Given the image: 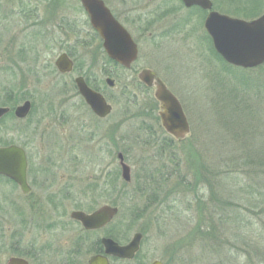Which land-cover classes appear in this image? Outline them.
<instances>
[{
    "label": "rangeland",
    "instance_id": "obj_1",
    "mask_svg": "<svg viewBox=\"0 0 264 264\" xmlns=\"http://www.w3.org/2000/svg\"><path fill=\"white\" fill-rule=\"evenodd\" d=\"M105 1L120 9L125 3L128 8V15L122 20L139 49L138 60L131 70L106 62L99 40H93L94 32L85 22L79 0H0V107L8 89H13L11 95L16 101L25 98L14 106L24 100H30L33 105L30 116L23 122L10 115L0 120V146L8 143L24 147L33 158V168L37 167V159L45 163L50 160L51 165L45 173L38 169L39 175L46 174L50 189L59 192L63 199L56 212L19 214L8 207L27 205V200L14 186L4 184V198L0 192V207L4 213L0 216H4L12 230L23 231L25 245L35 242V249L46 247L43 250L46 254L40 255L45 264H61L66 260L61 256L64 253L87 264L93 254L90 246L94 236L90 240L70 220L69 212L73 208L89 213L105 204L116 207L118 213L113 227L119 229L125 228L135 212L142 211V217L130 223V232L120 242L126 244L134 233L142 234L135 259H114L110 263L149 264L153 260L166 263L174 253L170 249L173 247L177 249L176 255L185 257L189 264L193 237L187 216L194 219L195 209L187 207L190 199L187 192L178 189L174 197L176 205L172 200H166L149 210L145 208L147 202L151 203L148 198L152 190L157 187V181L149 179L150 174L171 169L172 164L159 159L158 147L138 143L142 141V129L136 130L139 122L150 123L149 114L156 112L157 104L150 90L138 89L134 82H138L136 74L140 69H150L181 102L191 133L183 141L174 142V150L181 173L190 175L191 148L205 156L207 162L219 163L221 157L226 159V148L212 140L208 113V98L222 89L218 77L225 74L219 73L221 62L212 57L207 44L201 40L205 13L184 10L177 0ZM211 1L216 5L215 11L243 20L255 19L264 12V0H258L262 3L260 12L247 18L233 12L244 4V0ZM64 42H67L66 46ZM67 47L76 72L86 76L113 106L108 119L95 120L74 89V74L60 75L55 71L53 62ZM106 77L114 80V88L105 84ZM234 84L229 81L230 87ZM123 91L135 97L136 106L132 105V99L122 95ZM226 120H230L227 115L223 121ZM230 123L231 120L226 122L228 128L221 133L233 128ZM159 124L149 131L151 137L154 131L158 136ZM256 133L255 143L259 148L264 144V126ZM226 134L236 140L234 133ZM137 135L141 136L140 140L136 139ZM122 138L127 141L124 147L128 151L125 163L131 169L129 185L122 181L117 159L119 151L115 148V142L118 144ZM238 140L240 138L235 142ZM119 146H123L120 141ZM116 171L119 174L117 184ZM173 185L175 183L171 181L160 186L161 192L171 190ZM203 191L207 192L205 188ZM158 196L162 195L158 193ZM169 206L174 207L172 212ZM174 212L177 214L173 215ZM27 217L31 218L32 225L28 224ZM20 219L25 220L21 225ZM6 244L0 243L1 256L7 252L9 245ZM62 248L64 253L60 254L58 251ZM10 254L4 255L3 259ZM196 254L200 255L199 252ZM220 258L216 255L214 260ZM204 259L198 256L190 264H204ZM227 259L232 264L233 259ZM238 264H244L242 257Z\"/></svg>",
    "mask_w": 264,
    "mask_h": 264
},
{
    "label": "trees",
    "instance_id": "obj_2",
    "mask_svg": "<svg viewBox=\"0 0 264 264\" xmlns=\"http://www.w3.org/2000/svg\"><path fill=\"white\" fill-rule=\"evenodd\" d=\"M261 5L262 3L258 0H244V4L236 7V11L233 12L244 18L252 17L260 12ZM214 6L216 7V5ZM193 10L203 13L197 8L189 11ZM201 40L207 44L212 57L221 62L219 73L225 74L222 76L226 82L223 81L222 76L218 77L220 80L218 85L222 89L215 91L212 95L210 93L211 97L208 98L210 111L208 110V113L210 112L209 124L212 140L226 148V159L223 160L221 157L219 163L207 162L205 156L191 148L193 157L191 159V174H182L179 169V159L174 150V141L160 129L158 136L154 131V136L151 137L152 133L149 131L153 126L158 125V118L153 111L150 112L149 116L152 121L150 123L140 121L136 129H142V141H138V143L143 146L158 147L159 159L164 162L168 161L172 166L171 169L161 172L154 171L150 174L149 179L156 180L157 187L152 190L148 198L151 203L147 202L148 206L145 208L149 210L166 200H172V203L176 205L177 191L179 188H183L190 197L187 207L195 209L194 219L187 216V223L192 225L189 232L193 237L190 247L192 259H188V261L190 260L189 264L193 263L195 259L197 260L198 256L205 258L204 264H229L227 259L229 257L233 259L232 264H238L241 257L244 259V264H264V144L258 148L255 143L258 138L257 130L264 126V97H262L264 64L252 70L228 66L215 53L205 32L201 35ZM105 59L108 64L117 67L111 60L106 57ZM229 81L235 83L233 87H230ZM134 84L138 89H144L139 82H134ZM11 94H13V89L6 90L2 106L12 109L15 103L25 98L22 97L16 101ZM122 95L129 100L132 99V105L136 106L135 97L126 91H123ZM224 114L229 116L230 124L234 126L230 131L221 133L228 128L226 122L230 121L224 122L226 119ZM9 115L12 116V113L7 116ZM147 132L149 135H146ZM227 132L234 133L236 140L239 138L240 140L235 142L236 140L230 139ZM119 141L123 144L122 147L119 146ZM119 141L118 144L117 141L115 142V148L122 153L126 160L128 151L124 146L127 141L124 138ZM2 144L8 145V143ZM115 173L117 184L119 174L118 171ZM171 181L175 185L163 194L160 186H165ZM202 188L206 189L207 194ZM158 193L162 196H158ZM159 197L162 198L159 199ZM168 208L172 212L174 207L169 206ZM176 214V212L173 213V215ZM140 217H142V211L135 212L134 220L128 221L124 229H119L118 226V229L114 228L112 223L105 229V234L120 243L125 240L126 233L130 232V223L133 224L135 219L138 220ZM120 230L121 232H119ZM170 249L174 250V253L170 254V259L165 264H188L185 257L176 255L177 249H173V247ZM101 251L102 247L98 240L90 246L92 253L96 254ZM196 252H199L200 255H197ZM216 255L221 257L219 261L214 260Z\"/></svg>",
    "mask_w": 264,
    "mask_h": 264
},
{
    "label": "water",
    "instance_id": "obj_3",
    "mask_svg": "<svg viewBox=\"0 0 264 264\" xmlns=\"http://www.w3.org/2000/svg\"><path fill=\"white\" fill-rule=\"evenodd\" d=\"M186 8L199 7L209 11L204 20V29L209 35L215 52L221 59L233 67L253 69L264 63V12L255 19L243 20L230 17L212 10L210 0H181ZM91 27L102 40V48L109 59L125 69H130L138 57V47L130 33L112 16L102 0H80ZM55 66L60 72L72 70V61L63 53L58 56ZM140 83L153 88L154 98L159 103L158 115L164 131L180 142L190 133V125L179 100L150 69H141L137 74ZM109 87L114 81L106 79ZM79 95L90 110L99 118L110 114L112 106L99 92L91 89L82 77L75 79ZM31 108L29 101L14 109L18 119H24ZM9 112V108L0 107V119ZM121 168V178L130 181V167L124 162L121 153L117 155ZM26 156L18 146L0 147V175L14 180L23 193L29 192L26 183ZM118 209L103 205L91 214L73 211L72 219L79 221L86 230L101 229L116 217ZM142 239L141 233H135L131 240L120 245L111 238H101L104 255L92 256L88 264H109L108 256L131 260L138 252ZM9 264H26L18 259H11ZM149 264H163L154 260Z\"/></svg>",
    "mask_w": 264,
    "mask_h": 264
},
{
    "label": "flooded vegetation",
    "instance_id": "obj_4",
    "mask_svg": "<svg viewBox=\"0 0 264 264\" xmlns=\"http://www.w3.org/2000/svg\"><path fill=\"white\" fill-rule=\"evenodd\" d=\"M102 2L104 3L105 7L110 11L112 16L120 24H122V26L126 30H128L125 26V22L122 20L124 17H126L128 15V8L125 5V3H122V7L120 9L116 6L113 7L112 4L108 3L109 1L106 2L105 0H102ZM79 6H80V10L82 12V15H84L86 18L85 22L89 25V21L87 19L88 17H87L85 10L81 7L80 3H79ZM93 36H94L93 40L94 39L99 40V37L95 32H94ZM99 42H100V40H99ZM101 44L99 46H101ZM66 45H67V42H64V46H66ZM69 50H70V48L67 47V49L62 53H65L68 56V58L72 61V70L69 72H64V73L60 72L56 68L55 61H54L53 67H54L55 71L60 75L74 74L75 76L72 79V83H73L75 90H76L75 79L79 78V77H82L84 79L85 83L89 87L90 86L94 87L95 85L91 84L89 79L86 76L82 75L80 72H76L74 59H73L72 54L69 52ZM62 53H60V54H62ZM164 84L168 88V86L165 82H164ZM144 89H146V88H144ZM147 90H150L152 95H154L153 88H148ZM104 97H106V96L104 95ZM81 100L84 103L82 98H81ZM106 101L108 104H110L108 100H106ZM30 103H31V109H30L29 114L26 116V118L18 119L16 117H14L15 120H17L18 122H23L26 119H28V117L30 116V114L32 112V108H33L31 101H30ZM84 105L88 108V110L90 111V113L92 114V116L95 118L96 121L101 122V121L108 119L111 116V114H108L104 118H99L98 116L94 115L91 112V110L89 109V107L85 103H84ZM157 113H158V111H157ZM159 126H160V124H159ZM160 128H161V126H160ZM161 130H162V128H161ZM140 138H141V136L137 135V139L140 140ZM22 148L25 151L26 159H27L26 182H27L28 187H29V192L23 193L22 190L19 188V186L14 181H12L11 179L7 178L4 175H0V185H1L0 192H1V195L3 197V194H2V190L4 189L3 186H5L4 184L9 183L12 186H14L16 191H19L21 193V196L25 200H27L28 204L27 205H21V206L8 207V210L13 209L19 214H23L24 212H26L30 215H33V214L40 215L43 213L49 214V213L56 212L58 210V205L60 204V201L63 200L62 196L59 192L50 189L48 176L46 174L39 175L40 171L38 170V169L43 170V172L45 173L48 170L49 166L51 165L50 160H46V163H45L44 160L37 159V164H36L37 167L33 168L32 167L33 158L29 155V151L27 152V150L24 147H22ZM11 185H8V186H11ZM105 205H108V204H105ZM2 209H3V207H2ZM2 209L0 207V213H4V211ZM20 221H21L20 225L25 222L24 219H20ZM27 221H28L29 225L33 224L30 217H27ZM72 222H74V221H72ZM74 223L78 226L80 231H83L79 223H77V222H74ZM7 225L8 224L5 223L4 216H0V243L7 242L8 244H6V245H9V247H7L8 249L6 250L7 252H5L2 256L0 254V264H9L11 259H18V260H21L23 263H26V264H45L44 261L41 260L40 255L46 254V252L43 251L46 249V247L44 246L42 248L35 249V242H32V243L25 245L23 243V238H22L23 231L22 230H18V231L12 230L11 227H8ZM96 232L98 233V231H96ZM95 236H96L95 237L96 239H93V241H91L92 245L97 241V235H95ZM35 252H37V253H35ZM58 252L60 254L64 253V249L62 248ZM8 253H11V254L3 259V256L8 254ZM61 256H64L63 258L66 259L61 264H82L81 262H79V259H76V260L71 259V258H73L72 254L64 253V254H61Z\"/></svg>",
    "mask_w": 264,
    "mask_h": 264
}]
</instances>
